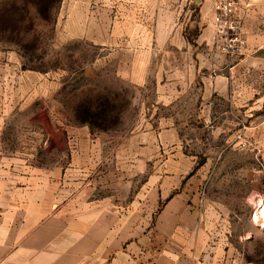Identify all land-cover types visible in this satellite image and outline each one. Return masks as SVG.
<instances>
[{
  "label": "rangeland",
  "instance_id": "rangeland-1",
  "mask_svg": "<svg viewBox=\"0 0 264 264\" xmlns=\"http://www.w3.org/2000/svg\"><path fill=\"white\" fill-rule=\"evenodd\" d=\"M125 1L0 0V151L15 163L18 180L48 174L50 196L57 193L58 162L75 163L65 194L80 199L65 204L70 216L60 223L57 203L50 201L49 230L80 233L86 237L82 245L93 229L103 235L107 221L90 217L88 199L120 189L106 187L104 171L120 173L121 149L134 145L131 136L142 126L139 104L155 98L154 66L147 89L134 85L135 57L124 41L137 32L143 11L127 8ZM256 78L250 76L253 84H232L219 114L208 122L179 124L194 168L203 167L206 242L217 245L204 247L203 264H264V220L253 217L264 208V79L256 84ZM73 130L84 132L76 140ZM133 142L150 146L149 139ZM57 147L65 148L64 155ZM73 148L78 152L72 154ZM134 173L123 172L128 178ZM132 184L130 194L136 190ZM133 224L152 239L153 213L129 219L128 230Z\"/></svg>",
  "mask_w": 264,
  "mask_h": 264
},
{
  "label": "crops",
  "instance_id": "crops-1",
  "mask_svg": "<svg viewBox=\"0 0 264 264\" xmlns=\"http://www.w3.org/2000/svg\"><path fill=\"white\" fill-rule=\"evenodd\" d=\"M124 3L143 11L136 21L137 32L127 33L124 41L126 51L135 57L134 85L147 89L154 66L155 98L149 105L139 104L142 126L131 136L134 145L121 149L120 173L114 177L112 169L104 171L105 181L110 180L106 187L120 185V189L88 199L90 217L107 220L103 235L93 229L82 245L86 237L80 233L49 230L50 201L57 203L59 222L70 216L65 204L80 199L65 194L75 163L58 162L57 193L50 196L48 174L18 180L15 163L0 151V264H203L204 247L217 246L206 242L209 206L201 191L203 167L194 168V156L183 146L179 124L208 122L219 114L220 102L224 103L232 84H253L250 76L254 74L256 84L264 79V0H240L247 49L242 56L232 57L218 49L211 0ZM192 28L195 34L187 35ZM42 127L48 142V127ZM82 132L73 130L70 135L78 140ZM140 139H149L150 146L133 142ZM57 152L64 155L65 148L57 147ZM128 171L135 172L131 178L123 174ZM144 171L148 172L145 178ZM133 182L136 190L130 194ZM98 203L103 207L98 208ZM152 213V239L145 235L146 229L139 232L137 224H133L136 229L126 227L129 219H145Z\"/></svg>",
  "mask_w": 264,
  "mask_h": 264
},
{
  "label": "built area",
  "instance_id": "built-area-1",
  "mask_svg": "<svg viewBox=\"0 0 264 264\" xmlns=\"http://www.w3.org/2000/svg\"><path fill=\"white\" fill-rule=\"evenodd\" d=\"M239 4L240 0H211L210 3L218 49L228 57L242 56L247 49V42L241 30ZM263 209L260 208L253 217L261 219L258 215Z\"/></svg>",
  "mask_w": 264,
  "mask_h": 264
},
{
  "label": "bare ground",
  "instance_id": "bare-ground-1",
  "mask_svg": "<svg viewBox=\"0 0 264 264\" xmlns=\"http://www.w3.org/2000/svg\"><path fill=\"white\" fill-rule=\"evenodd\" d=\"M258 217L264 220V209L262 210L261 213H259Z\"/></svg>",
  "mask_w": 264,
  "mask_h": 264
}]
</instances>
